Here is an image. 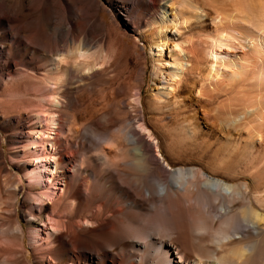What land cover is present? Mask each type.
Masks as SVG:
<instances>
[{"label": "bare ground", "instance_id": "6f19581e", "mask_svg": "<svg viewBox=\"0 0 264 264\" xmlns=\"http://www.w3.org/2000/svg\"><path fill=\"white\" fill-rule=\"evenodd\" d=\"M206 4L222 26L178 51L168 27L143 33L136 14L155 9L179 33L201 17L195 0H0V264H264V168L223 179L172 166L146 121L130 117L142 96L118 72L117 43L98 40L109 18L118 36L156 47L153 73L168 97L183 52L204 85L230 66L247 88L223 122L253 144L264 137V0ZM224 15L245 25L222 24ZM126 98L134 106L116 130L114 106Z\"/></svg>", "mask_w": 264, "mask_h": 264}, {"label": "rangeland", "instance_id": "374dc122", "mask_svg": "<svg viewBox=\"0 0 264 264\" xmlns=\"http://www.w3.org/2000/svg\"><path fill=\"white\" fill-rule=\"evenodd\" d=\"M195 1H197L200 7L199 15L201 17L192 19L187 25L179 27L180 34L175 33L176 29L171 23L163 24L160 17L156 18L155 9H142L138 15L136 14L141 20L140 31L151 34L156 31L155 29L164 25V27H168V30L165 29V31L168 34L169 43L171 45L178 44V51H180L182 46L188 50L191 46L196 47L199 43L197 37L204 38L205 35L212 34L219 27L221 21L219 23V21L215 20L216 13L211 7L209 8L206 0ZM222 18L223 20L225 19V23L222 21V24L235 22L234 24L245 25L244 22L242 23L239 20H229L230 18H227L226 15L222 16ZM109 20V18L105 19L103 28H101L103 31L98 32V40L104 39L107 35L109 36L107 44L114 42L113 44L115 45L117 43L116 45L119 50L118 72L123 73L120 74L123 77L122 79L130 82V84H127L128 91L129 89H131L129 92L138 90L142 96L140 111L136 113L134 111L135 108H133L134 112L130 114V117L134 120L140 117L146 121L149 128L157 137V142L161 144L162 151L166 155L168 154L167 162L176 167L203 168L205 172L212 174V177L219 176L223 179H228L229 172L232 171L244 172L264 168V137L263 140L260 139L252 144L246 130L242 128L238 129L235 125L230 127L223 122V119L228 115L227 112L231 104L229 102L233 99L232 97H236L234 96L235 94L247 88V85L243 84L242 81L241 84L237 80V82H234L229 79L228 75L231 73V70L233 71L230 66L229 68L222 67L223 76L219 81L212 84L209 83L210 85L208 83L204 85L200 77V69L195 67L196 65L192 59L191 63L187 64V59L184 57L186 54L183 52L184 67L182 72H178L180 73V77L177 76L175 78V81H178L179 85L176 89L177 91L168 97L162 94L163 89L159 84V79L155 78L153 73L156 64L155 59L159 55L158 49L153 47V51H151L149 47L147 48V45H144L145 42L140 39L134 42L131 36H118ZM220 26L222 25L220 24ZM152 37L155 42L158 41L154 35ZM190 38L196 41H194L195 44H191L194 43L192 41L190 44L183 43L184 40H191ZM246 44L249 45L248 42ZM138 45L142 49L145 47L143 53L141 51L137 53ZM246 51L248 52L249 49H232L230 50L232 53L230 59L235 61ZM166 52L168 51L165 50L163 52L164 59L169 60L170 63L163 61L164 65H161V67L164 69L165 75L168 76L175 74L176 71L172 63L174 60L166 56ZM237 90L238 92L236 93ZM125 100L119 105L116 102L114 106L115 119L120 122L116 130L122 126L121 122L125 118L124 113L128 110L127 107L131 110L130 107L134 106L132 101L130 102L127 98ZM118 107L119 110L116 111ZM234 108L230 109L234 110ZM2 137L5 140L7 134L4 133ZM155 144V141H153V148H155ZM6 149L7 147L5 146L2 150L5 152ZM158 159L166 169H170L167 166V162L161 157ZM5 162L8 168L15 172L13 163L8 159H5ZM242 179L244 180L245 177L239 176L237 180L241 181ZM27 185L25 183V189L19 196L20 203L17 207L20 213L23 210L20 207L21 202L27 196ZM30 259L32 263L35 261L31 255Z\"/></svg>", "mask_w": 264, "mask_h": 264}]
</instances>
